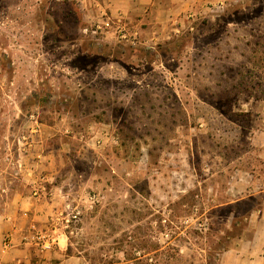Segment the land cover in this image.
Segmentation results:
<instances>
[{"label":"rangeland","instance_id":"rangeland-1","mask_svg":"<svg viewBox=\"0 0 264 264\" xmlns=\"http://www.w3.org/2000/svg\"><path fill=\"white\" fill-rule=\"evenodd\" d=\"M84 1L0 0V103L58 117L71 144L70 254L218 264L257 203L232 201L263 186L243 171L264 173V0H223L157 45Z\"/></svg>","mask_w":264,"mask_h":264},{"label":"crops","instance_id":"crops-1","mask_svg":"<svg viewBox=\"0 0 264 264\" xmlns=\"http://www.w3.org/2000/svg\"><path fill=\"white\" fill-rule=\"evenodd\" d=\"M222 1L84 2L89 6L87 14L91 15L93 21H105L133 29L134 35L147 40L146 44L157 45L175 37L190 26L195 17L207 12L210 5ZM32 105L41 106L40 103ZM26 111L28 107L25 103H0V264H84L81 257L70 254L68 231L60 228L57 223L69 220L67 207L76 200L73 194L75 185L65 178L63 167L66 146L71 144L64 143L66 134L59 126L61 120L58 117H42L33 126L25 116ZM21 125L26 126L25 133L30 141L16 147L13 136ZM28 125L31 129L36 128V132L31 130L29 133ZM50 134H55L56 139H49ZM18 161L21 162L20 166L16 164ZM42 173L49 177L47 192L36 196L31 184ZM243 173L250 177L249 189H257L261 183L263 186L247 197L232 201L238 204L249 199L257 203L250 210L247 233L238 240L235 247L219 254L218 264H264V173L256 169ZM33 227L50 237V246L24 242V237ZM6 238H11L7 246L4 244Z\"/></svg>","mask_w":264,"mask_h":264},{"label":"built area","instance_id":"built-area-1","mask_svg":"<svg viewBox=\"0 0 264 264\" xmlns=\"http://www.w3.org/2000/svg\"><path fill=\"white\" fill-rule=\"evenodd\" d=\"M223 5L224 4L221 2V3H218V5H210V6L213 8H216V7L221 8V7H223ZM29 118L31 121L38 123L39 117L37 115L31 114ZM29 129H30L29 133H31L32 132L31 130L35 131L36 128H32V129L29 128ZM21 140L23 141V143L26 141L27 142L30 141L28 138V135H26V133L21 137ZM21 140H19V142ZM48 183H49V177H48V175H46L44 173L40 174V176H38L37 180L35 178L31 184L34 195L38 196L42 192H47ZM24 242L42 245L43 247H48V246H50L51 240L45 233H43L42 231L33 227L31 229L30 233L24 237ZM9 243H11V238H6L4 241V244L7 246V245H9Z\"/></svg>","mask_w":264,"mask_h":264}]
</instances>
